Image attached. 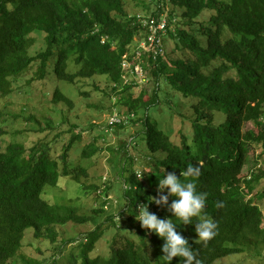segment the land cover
I'll list each match as a JSON object with an SVG mask.
<instances>
[{"label": "trees", "instance_id": "obj_1", "mask_svg": "<svg viewBox=\"0 0 264 264\" xmlns=\"http://www.w3.org/2000/svg\"><path fill=\"white\" fill-rule=\"evenodd\" d=\"M143 1V9L130 13L125 0H0V95L11 93L34 64L36 79L49 76L56 84L60 80L76 84L102 75L108 87L93 86L110 95L112 111L120 108L122 115L130 117L126 123L106 124L105 128H128L139 116L141 132L148 135L142 138L145 145L141 149L149 147L143 155L152 162V169L145 166L148 172L138 181L133 168L140 153L132 152L131 145L135 142L136 149L139 142L134 134L123 141L127 155L119 158L117 170L124 180L128 224L121 232L115 213L104 217L105 206L83 212L77 204H54L44 197L45 188L59 186L61 177L81 182V176H87V168L73 163L70 152L74 147L83 158H93L108 143L105 134H100L103 140L96 137L79 147L76 143L83 136L72 124L68 128L71 137L58 156H53L50 146L27 147L18 141L9 142L5 149L0 146V264H8L20 252L28 227L34 229L35 238L57 242L60 229L70 221L92 222L95 228L79 241L78 252H72L66 264H163V238L142 228L134 212L136 205L147 203L158 217H172L166 206L148 199L158 194V178L169 171L179 176L189 163L201 169L193 182L198 192L207 193L203 212L216 223V235L207 244L196 243L194 224L181 223L176 229L187 238L201 264H213L248 247L263 254L264 211L253 196H247L264 179V165L249 173L244 168L251 147L264 155V0ZM165 12L169 34L164 43L167 37L176 39L179 55L171 56L165 48L154 59L139 48V56L141 20ZM205 12L206 21L199 19ZM33 33H44L45 43L35 54L31 53L37 42ZM146 57V77L154 81L151 94L135 74L129 82L123 77L125 59L134 68ZM175 91L193 99L192 134L179 128V140L151 112L154 107L158 111ZM50 95L53 103L64 102L73 108V98L58 84ZM249 122L252 127L244 129ZM5 132L0 126V138ZM189 140L196 146L195 153ZM117 145L119 149L121 144ZM105 183L88 188L95 187L99 195L107 196L111 186L109 180ZM110 230L115 232L109 255L91 256ZM61 241L64 245L65 239ZM55 258L56 254L49 264H58ZM180 259L173 257L168 264H178Z\"/></svg>", "mask_w": 264, "mask_h": 264}, {"label": "rangeland", "instance_id": "obj_2", "mask_svg": "<svg viewBox=\"0 0 264 264\" xmlns=\"http://www.w3.org/2000/svg\"><path fill=\"white\" fill-rule=\"evenodd\" d=\"M125 1L127 3L126 8L130 13H134L145 7L143 6L145 3L143 0ZM207 15L208 12H205L199 19L206 21ZM33 35L37 38V42L31 48V53L35 54L45 46L44 33H33ZM137 38H140L142 44L146 45L147 31L145 28H143L142 33ZM164 47L171 56L179 55L176 39L167 37ZM143 66L147 67L149 63ZM36 68L37 64H34L29 69L27 75L19 78L16 88L11 93L0 95V126L6 130L5 134L0 138L1 148L5 149L9 142L18 141L24 143L27 147L33 144L41 147L50 146L53 156H58L62 153L63 145L71 137V132H68V128L72 124L77 127L74 130L81 132L83 136L82 141L76 143V146L79 147L85 146L86 143L96 137L103 140L104 136L100 134H105L108 145L106 144L104 149L93 158H83L81 151L79 149L75 150L74 147L70 152L69 156L73 160V163L87 168V176H81L80 178L82 183L71 177H61L59 186H47L45 188L44 197L54 204L68 202L77 204L80 207V211L83 212H90L93 207L105 206L108 212L104 214V217L110 212L115 213L116 220L122 225L121 232H124V226L128 224V214L125 212L127 206L126 200L122 196L124 180L118 173L117 168L120 165L119 158L127 155L126 149L123 147V141L131 139L132 134H134L136 135L135 140L139 143L135 147L136 149H134L133 145H135V142H132L131 151L140 153V161L135 163L134 167L144 169L146 166L148 169H152L151 166L149 167L152 164L151 160L145 159L143 155L146 149L149 151V147L146 146L147 148H144L145 151L141 149L145 145L142 138L148 137L146 133L141 132L143 121H136L138 120V116L133 123L128 125V128L122 130L112 128L107 130L105 126L110 122L109 117L113 106L112 100L109 94L100 92L93 86V84H98L101 88L108 87V82H106L102 75L84 79L76 84H70L64 80L57 82L64 92L73 98L74 106L70 108L64 102L55 104L50 100V93L57 84L49 76L41 80L36 79ZM141 69L142 66H138L139 81L147 86L151 94L154 81L150 79L148 81V78L145 76L141 78ZM81 90L84 92H81ZM161 95H163V90L161 91ZM191 101L193 99L190 97L182 96L181 93L175 91L169 97L168 102H163L162 107L158 111H155L154 107L151 109V112L161 126L166 128L168 133L171 134L172 132V135L179 140V128L184 127L189 135L192 134V122L189 118L191 114ZM117 112H121L120 108ZM65 117L67 121H64ZM48 124L50 125L48 126ZM251 127L252 123L249 122L245 124L244 129ZM117 144H121L119 149L116 147ZM111 146H114V149ZM157 155L160 157L159 152ZM122 163L123 161L121 165ZM259 165H264V155L260 153L259 149L251 147L244 171L245 173H249ZM107 180H109L111 186L109 195H99L95 187H104ZM90 185H95V187L88 188ZM260 195L261 197H259ZM250 196L255 198V201L259 203L264 211V179L255 183L254 190L247 197ZM115 199H117L116 203ZM93 228H95V224L92 222L77 224L70 221L60 229L57 237L59 241L52 242L50 239L35 238L34 229L28 227L25 231L26 237L23 240L20 252L8 264H27V260L30 261L29 264H49L52 262L54 254H56L55 260L58 264H66L70 254L78 252L79 241H84L87 233ZM113 232L115 230H110L104 238L100 239L97 246L91 252V256H96L97 254L109 255ZM63 238L65 239L64 245H62L61 241ZM262 250L264 251V248ZM255 251L253 247H248L244 251L218 258L213 264H264V252L262 255H257ZM22 254L27 260L23 259Z\"/></svg>", "mask_w": 264, "mask_h": 264}, {"label": "clouds", "instance_id": "obj_3", "mask_svg": "<svg viewBox=\"0 0 264 264\" xmlns=\"http://www.w3.org/2000/svg\"><path fill=\"white\" fill-rule=\"evenodd\" d=\"M190 150L195 153L196 146L191 140L188 141ZM134 174L139 181L147 169L139 167L133 168ZM201 169L189 163L186 168L181 169L178 176L174 171L165 172L158 178L157 195L150 196V202L154 201L157 205L166 206L172 213L170 218H160L157 214L149 211L147 203L136 205L135 219L140 222L142 228L149 232L156 233L163 238L161 245L163 264H168L173 257H180L178 264H201L197 258L195 250L189 244L176 226L178 224H194V231L198 234L194 239L196 243H204L216 235V223L210 219L207 213L203 212L207 193L198 192L193 182L194 178L199 177ZM189 177L193 179H188ZM183 178V179H182ZM174 196L169 203V197ZM196 218L193 222V218ZM175 218V221L172 219Z\"/></svg>", "mask_w": 264, "mask_h": 264}, {"label": "built area", "instance_id": "obj_4", "mask_svg": "<svg viewBox=\"0 0 264 264\" xmlns=\"http://www.w3.org/2000/svg\"><path fill=\"white\" fill-rule=\"evenodd\" d=\"M169 5H167L168 9ZM169 17L167 16V12L162 14L160 17H149V18H144L141 20L142 26L146 29L147 31V40H146V45L142 44V41H140L138 48V54L140 56V53L142 52L141 49L146 51L147 56L153 57L156 59L159 55L164 53L165 47H164V39L165 37L169 34V30L167 28ZM175 30L173 29V32ZM141 48V49H139ZM148 57L142 58L140 62H138L134 68H132V61L125 59L123 61V66L125 67V72H124V79L125 82H129L131 80L132 76L131 74L136 75V79L139 81V73L137 72L138 66H142L141 69V78L143 76L146 77V72H145V67L143 65L147 64L148 62ZM140 82V81H139ZM142 83V82H140ZM117 109V108H115ZM113 110L110 115V122L107 124L113 125L116 123H126L130 120V117L122 115L120 112H117V110ZM106 179V178H105Z\"/></svg>", "mask_w": 264, "mask_h": 264}]
</instances>
